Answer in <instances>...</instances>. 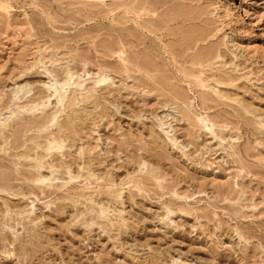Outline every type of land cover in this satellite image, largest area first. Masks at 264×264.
I'll use <instances>...</instances> for the list:
<instances>
[{
    "label": "rangeland",
    "instance_id": "374dc122",
    "mask_svg": "<svg viewBox=\"0 0 264 264\" xmlns=\"http://www.w3.org/2000/svg\"><path fill=\"white\" fill-rule=\"evenodd\" d=\"M0 264H264V0H0Z\"/></svg>",
    "mask_w": 264,
    "mask_h": 264
}]
</instances>
